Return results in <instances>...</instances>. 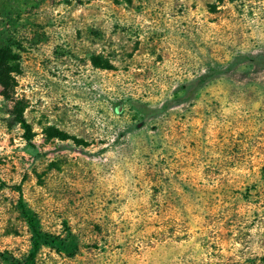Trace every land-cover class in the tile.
Here are the masks:
<instances>
[{
    "label": "rangeland",
    "instance_id": "1",
    "mask_svg": "<svg viewBox=\"0 0 264 264\" xmlns=\"http://www.w3.org/2000/svg\"><path fill=\"white\" fill-rule=\"evenodd\" d=\"M0 52V264H264V0H0Z\"/></svg>",
    "mask_w": 264,
    "mask_h": 264
},
{
    "label": "trees",
    "instance_id": "2",
    "mask_svg": "<svg viewBox=\"0 0 264 264\" xmlns=\"http://www.w3.org/2000/svg\"><path fill=\"white\" fill-rule=\"evenodd\" d=\"M7 53H1L0 52V86H1V94L2 96L6 97L8 94L9 86H10V73L13 71L12 66L10 64V60ZM20 123L22 125V128L24 129V133L26 134L28 132L27 124L24 122L23 119H20ZM19 208L21 213L24 215V217L27 220V223L31 226L33 232L35 233V238L33 240V249L28 254V258L30 259L35 251V247L37 246V241L41 238L39 232L34 228L33 223L31 222V214H29L24 206L21 204L19 200Z\"/></svg>",
    "mask_w": 264,
    "mask_h": 264
}]
</instances>
